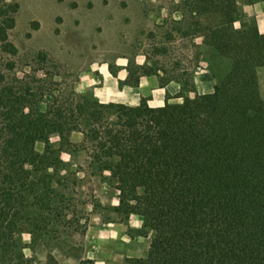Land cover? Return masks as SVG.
<instances>
[{
	"label": "trees",
	"instance_id": "16d2710c",
	"mask_svg": "<svg viewBox=\"0 0 264 264\" xmlns=\"http://www.w3.org/2000/svg\"><path fill=\"white\" fill-rule=\"evenodd\" d=\"M261 1L189 5L213 33L233 29L239 2ZM7 21L0 9V37ZM234 33L214 47L230 61L214 91L182 85V99L168 96L161 106L73 91L71 100L55 97L43 109L52 91L0 74V261L15 263L11 252L27 230L40 239L62 223L73 227L72 195L84 172L118 191L114 212L140 215L142 231L151 232L148 255L135 264H264V33L256 22ZM74 132L82 142L71 140Z\"/></svg>",
	"mask_w": 264,
	"mask_h": 264
},
{
	"label": "rangeland",
	"instance_id": "374dc122",
	"mask_svg": "<svg viewBox=\"0 0 264 264\" xmlns=\"http://www.w3.org/2000/svg\"><path fill=\"white\" fill-rule=\"evenodd\" d=\"M190 2L0 0L8 17L0 37V74L25 76L30 84L52 91L42 99L43 109L55 97L71 100L73 91L101 102L137 105L134 98L142 94L152 99L161 82H168L165 89L171 102L180 101L182 85L197 91L195 80L200 76L214 77V86L224 78L230 61L214 47L227 36L234 37L235 30L248 32L256 13L264 10V1L239 2L241 19L233 29L210 33ZM259 80L264 95V68ZM175 87L178 92L173 95L169 90ZM71 140L80 143L83 134L74 132ZM36 147L42 152L45 144L38 142ZM63 158L72 157L64 153ZM84 159L81 154L73 161L83 164ZM78 174L84 180L74 186L73 227L62 223L54 227L56 234L40 239L29 230L23 232L20 247L11 252L14 264H135L148 255L152 234L142 231V217L118 215L113 211L118 191L84 172ZM93 199L99 207H94Z\"/></svg>",
	"mask_w": 264,
	"mask_h": 264
},
{
	"label": "crops",
	"instance_id": "0c3cea01",
	"mask_svg": "<svg viewBox=\"0 0 264 264\" xmlns=\"http://www.w3.org/2000/svg\"><path fill=\"white\" fill-rule=\"evenodd\" d=\"M256 24L260 33H264V10L256 13ZM200 77L201 78H199L198 80L197 79L195 80L197 91L201 94L213 92L215 88L214 77L211 79L208 76H206L205 78H203V76ZM141 85L143 84L141 83ZM169 91L171 94L176 95L178 92V88L175 87L173 90H169ZM140 100H142V94L134 98V102H136L137 104L139 103ZM166 100H167V90L165 89V87H160L159 89H157L153 98L149 99L148 102L150 105L153 106H161L165 104ZM125 264H132V263H125Z\"/></svg>",
	"mask_w": 264,
	"mask_h": 264
}]
</instances>
